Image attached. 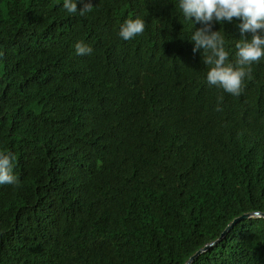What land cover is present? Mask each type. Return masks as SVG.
Returning a JSON list of instances; mask_svg holds the SVG:
<instances>
[{
  "label": "trees",
  "instance_id": "1",
  "mask_svg": "<svg viewBox=\"0 0 264 264\" xmlns=\"http://www.w3.org/2000/svg\"><path fill=\"white\" fill-rule=\"evenodd\" d=\"M92 2L0 0V151L19 179L0 185V264H185L264 213V60L234 97L208 85L179 0ZM239 23L213 27L232 64ZM190 264H264V216Z\"/></svg>",
  "mask_w": 264,
  "mask_h": 264
},
{
  "label": "clouds",
  "instance_id": "2",
  "mask_svg": "<svg viewBox=\"0 0 264 264\" xmlns=\"http://www.w3.org/2000/svg\"><path fill=\"white\" fill-rule=\"evenodd\" d=\"M82 7L78 10L77 3ZM63 8L69 13L79 12L80 16L93 11L92 0H64ZM179 9L183 17L193 24H199L191 34L194 43L193 53L201 52L202 62L210 66L206 80L210 87L239 97L245 91V80H252V65L264 60V0H179ZM234 18L240 21L238 27L241 39L235 44L236 61L229 63V52L225 48V33L214 31V24H231ZM145 21L140 18L126 20L120 28L119 35L131 40L145 31ZM250 33L248 39L245 34ZM77 55H90L93 49L79 41L75 44ZM3 53H0V57ZM219 97L216 111H222ZM16 157L12 153L0 151V185L19 184L13 173Z\"/></svg>",
  "mask_w": 264,
  "mask_h": 264
},
{
  "label": "water",
  "instance_id": "3",
  "mask_svg": "<svg viewBox=\"0 0 264 264\" xmlns=\"http://www.w3.org/2000/svg\"><path fill=\"white\" fill-rule=\"evenodd\" d=\"M253 215H257V216H264V213H259V212H253V213H243L237 217H235L229 224H227V226L223 229V231L221 232L219 238H217L215 241L210 242L208 244H206L204 247H202L201 249L197 250L193 255H191L188 260L185 262V264H190L191 261L194 259V257H196L197 255H199L201 252L205 251L208 247H210L211 245H213L215 242L219 241L223 236H225V234L240 220L242 219H246V218H250Z\"/></svg>",
  "mask_w": 264,
  "mask_h": 264
}]
</instances>
